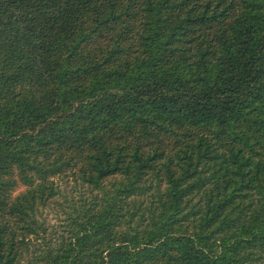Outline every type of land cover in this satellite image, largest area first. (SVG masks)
Masks as SVG:
<instances>
[{
	"label": "trees",
	"instance_id": "1",
	"mask_svg": "<svg viewBox=\"0 0 264 264\" xmlns=\"http://www.w3.org/2000/svg\"><path fill=\"white\" fill-rule=\"evenodd\" d=\"M0 264H264V0H0Z\"/></svg>",
	"mask_w": 264,
	"mask_h": 264
},
{
	"label": "rangeland",
	"instance_id": "2",
	"mask_svg": "<svg viewBox=\"0 0 264 264\" xmlns=\"http://www.w3.org/2000/svg\"><path fill=\"white\" fill-rule=\"evenodd\" d=\"M71 184H72V182H69L68 184H66V189L67 190H70ZM22 188L23 187H20L19 189H22ZM59 207H60L59 205L53 204L52 207H49V206L45 207L41 211V214H42L43 219L45 220V222L48 225L55 226L56 229H59L58 228V223H60V218H58V217H62Z\"/></svg>",
	"mask_w": 264,
	"mask_h": 264
}]
</instances>
